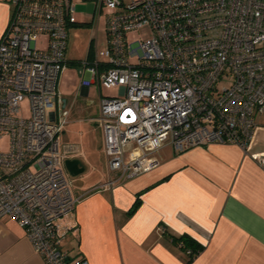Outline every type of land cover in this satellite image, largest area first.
Instances as JSON below:
<instances>
[{"label": "built area", "instance_id": "1", "mask_svg": "<svg viewBox=\"0 0 264 264\" xmlns=\"http://www.w3.org/2000/svg\"><path fill=\"white\" fill-rule=\"evenodd\" d=\"M9 1L0 39V220L14 218L46 264H89L70 256L63 244L73 228L57 223L80 201L66 168L79 151L61 145L69 113L58 89L76 8L73 0ZM95 1L98 24L108 10L105 59L95 37L78 64L88 76L82 85L99 90L97 123L112 175L143 174V157L167 144L177 154L249 147L264 114V0ZM144 26L153 37L132 43L128 34ZM104 87L120 93L103 96Z\"/></svg>", "mask_w": 264, "mask_h": 264}, {"label": "crops", "instance_id": "2", "mask_svg": "<svg viewBox=\"0 0 264 264\" xmlns=\"http://www.w3.org/2000/svg\"><path fill=\"white\" fill-rule=\"evenodd\" d=\"M11 13L10 1L0 0V39ZM68 60L61 91L67 123L78 99H89L94 88L82 85L88 76ZM75 67L77 85L65 76L73 68L77 73ZM255 129L247 149L215 144L177 154L167 144L143 157L139 176L119 179L109 172L95 189H73L80 201L57 221L73 228L63 246L89 264H264V114ZM98 148L105 152L103 137ZM83 157L75 159L90 169ZM184 234L204 246L190 263L173 241ZM0 264H46L14 218L0 220Z\"/></svg>", "mask_w": 264, "mask_h": 264}, {"label": "rangeland", "instance_id": "3", "mask_svg": "<svg viewBox=\"0 0 264 264\" xmlns=\"http://www.w3.org/2000/svg\"><path fill=\"white\" fill-rule=\"evenodd\" d=\"M74 6L76 8L75 15L77 20V25L71 27L69 33V47L67 57L73 61H85L90 55V48L92 45V40L97 37V51H99L100 60L105 59L104 54L108 46V38L106 33V16L108 10H104L103 15L100 18L99 24L97 23L98 15L97 2L95 0H73ZM98 24V25H97ZM152 29L148 26H144L136 32L128 34L129 40L132 43L144 42L152 38ZM39 50H46L48 46V41L46 36H41L37 43ZM133 63H137L136 60H132ZM77 68V67H75ZM82 69V66H79ZM79 69H71L67 76L71 78L75 85L80 83L81 76L79 74ZM59 88L60 92L63 91L62 83L64 76H61ZM120 93V88L108 90L103 88V96H110L117 98ZM79 103L76 106L77 113H73L70 117V122L66 124L62 133L59 135L62 146H73L80 152L84 153L83 159L88 157L90 160V169L85 167L84 174L80 176H70L71 185H73L74 191L84 192V190H89L106 180L109 171L107 166V159L105 152H102L98 148L103 132L94 120L100 114V99L99 90L97 87L92 88L89 95V99L79 98ZM30 103L25 102L23 104L22 114L29 116ZM9 145V139H4L1 142V150L7 151ZM82 159V160H83ZM87 159V160H88ZM85 163V162H84ZM87 168V169H86ZM110 175V173H109ZM97 187V186H96ZM92 189V190H93Z\"/></svg>", "mask_w": 264, "mask_h": 264}, {"label": "trees", "instance_id": "4", "mask_svg": "<svg viewBox=\"0 0 264 264\" xmlns=\"http://www.w3.org/2000/svg\"><path fill=\"white\" fill-rule=\"evenodd\" d=\"M90 56V55H89ZM80 62V61H79ZM76 62V63H79ZM140 207V199H138L134 204L133 208L130 210L129 215H134V213ZM173 241L180 245L183 251H190L192 254L189 255L190 260L188 263L194 260V258L203 251L204 246L199 243L197 240L192 239L189 235L184 234L181 237H173Z\"/></svg>", "mask_w": 264, "mask_h": 264}, {"label": "water", "instance_id": "5", "mask_svg": "<svg viewBox=\"0 0 264 264\" xmlns=\"http://www.w3.org/2000/svg\"><path fill=\"white\" fill-rule=\"evenodd\" d=\"M66 168L68 173H70L71 177L80 176L84 174L85 171V166L82 161L75 158L71 160H66Z\"/></svg>", "mask_w": 264, "mask_h": 264}, {"label": "bare ground", "instance_id": "6", "mask_svg": "<svg viewBox=\"0 0 264 264\" xmlns=\"http://www.w3.org/2000/svg\"><path fill=\"white\" fill-rule=\"evenodd\" d=\"M68 62H69V60H68Z\"/></svg>", "mask_w": 264, "mask_h": 264}]
</instances>
